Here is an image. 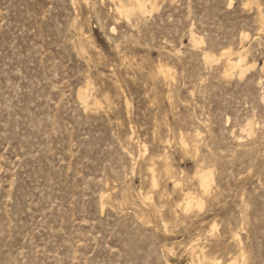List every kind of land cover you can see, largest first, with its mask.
<instances>
[{
    "label": "rangeland",
    "instance_id": "rangeland-1",
    "mask_svg": "<svg viewBox=\"0 0 264 264\" xmlns=\"http://www.w3.org/2000/svg\"><path fill=\"white\" fill-rule=\"evenodd\" d=\"M141 2L0 0V264H264V0Z\"/></svg>",
    "mask_w": 264,
    "mask_h": 264
},
{
    "label": "bare ground",
    "instance_id": "bare-ground-1",
    "mask_svg": "<svg viewBox=\"0 0 264 264\" xmlns=\"http://www.w3.org/2000/svg\"><path fill=\"white\" fill-rule=\"evenodd\" d=\"M132 1H134V3H136L137 5H138V8L139 9H143L144 8V5H143V2H141V0H132ZM125 7H123V6H119L118 7V9H117V11L118 12H120V13H123L124 11L125 12H130L128 9H124ZM136 9V8H135ZM137 10V9H136ZM124 12V13H125ZM227 61V65H228V67L232 70H234L236 67H238L239 65H240V63L242 64V60H241V57H239V59L238 60H236V59H228V60H226ZM241 66V65H240ZM244 67V66H243ZM228 69V68H227ZM243 69V68H242ZM164 72V71H163ZM240 73H242L241 71H240ZM243 74V73H242ZM241 74V75H242ZM167 75V74H166ZM84 92V91H83ZM82 95V94H81ZM80 95V96H81ZM82 98V97H81ZM82 100V99H81ZM206 176H207V174H205ZM205 175H200L201 176V179H202V182H201V180H200V182H201V185H203L202 187H204L206 190H208V187H209V183L211 182V179H210V177H205ZM205 190V191H206ZM191 204V201H189L188 202V205H190ZM199 206H201V204L199 205ZM215 261V260H214ZM213 261V262H214ZM216 263V262H215ZM214 263V264H215ZM216 264H218V262L216 263ZM220 264V263H219Z\"/></svg>",
    "mask_w": 264,
    "mask_h": 264
}]
</instances>
